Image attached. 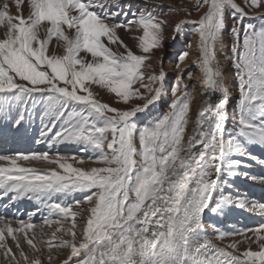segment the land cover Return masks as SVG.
<instances>
[{"label": "snow or ice", "instance_id": "1", "mask_svg": "<svg viewBox=\"0 0 264 264\" xmlns=\"http://www.w3.org/2000/svg\"><path fill=\"white\" fill-rule=\"evenodd\" d=\"M197 5V11L206 9L199 19L181 20L173 29L179 33L183 25H194L199 38L194 63L206 96L185 142L190 99L180 78L171 88L170 110L139 129L136 122L164 91L163 68L158 74L145 69L151 67L148 54L162 46L166 20L143 10L129 18L119 0H0V124L19 131L39 113L37 144L82 145L81 151L98 152L89 159L102 165L85 170L69 162L77 157L58 152L50 157L48 151L0 155V199L34 200L41 205L36 211L46 212L41 231L55 225L50 240L38 242L35 212L16 220L15 227L0 216L4 264H45L38 243L47 244V264H264V223L232 232L214 229L210 239L207 229L213 226L203 220L205 210L223 215L231 205L254 207L224 195L223 186L232 185L220 177L225 171L247 177L236 171L245 165L233 156L255 160L247 146L264 145V24L244 25L248 12L236 0H197ZM245 6L264 9V0H245ZM228 14L234 21L229 58L238 82L239 128L226 138L228 97L215 48ZM255 15L264 20V13ZM121 16L125 19L117 21ZM120 30L139 33L134 39L142 54L129 48ZM92 85L114 93L126 107L100 102ZM215 93L221 97L213 102ZM34 160L62 171L20 163ZM84 212L86 221L78 225ZM226 238L230 242L223 244Z\"/></svg>", "mask_w": 264, "mask_h": 264}, {"label": "bare ground", "instance_id": "2", "mask_svg": "<svg viewBox=\"0 0 264 264\" xmlns=\"http://www.w3.org/2000/svg\"><path fill=\"white\" fill-rule=\"evenodd\" d=\"M119 3L122 6H124V9L126 11L130 12L129 18H131L132 12H138L140 10L152 11L158 14L160 19H164L167 21V26L165 27V30H164V39H163V42L165 43L164 47H166L170 43L172 45L173 43L174 46L172 48L177 47V50H181L182 48L185 49L184 47H186L188 48V51H190L187 62L180 65L179 70L176 73L177 79L180 78L183 81V83L187 85V87L192 86V89H193L194 98L190 106V111L188 114L189 123H188V128L186 129V133L184 136V141L187 142L188 137L192 134V129L194 127V121L196 119V116L200 108L202 107L204 100L206 99V96L202 95L203 86L201 83L202 74L200 72V69H198L199 71L195 76L189 77L188 75V70L192 68V66L198 65L194 63V61H196L199 57V51H198L199 38H198V34H196L193 30L194 25L192 23H187L183 31V35L181 39L179 40V43L177 42L175 43L173 42L175 40L173 39V36L176 37V33L173 31V29H174L175 24L181 20H187V21L198 20L200 15L206 9L202 8L196 13L193 12L194 13L193 15H189L187 12L182 13L181 12L182 10L180 11L179 4H181V2H178L175 0H120ZM236 3L240 4L238 0H236ZM191 4H192V9L198 7L197 1ZM129 5L131 6L130 9L128 8ZM190 6L191 5L187 6L188 10ZM240 6L243 7L242 4H240ZM162 7H164V9L166 10L167 8H169V10L172 8L173 10L176 11V15L169 14L166 17L162 16L161 14L163 12L161 9ZM177 11H179L178 14H177ZM27 14L28 13L26 11L25 15ZM124 19L125 18L123 16L117 17V21L124 20ZM231 22H232V17H230V14L226 15L225 28H229V26L232 27ZM119 35L121 39H123V41H125V43L128 44L129 47L136 48V41L134 38H132V36L134 37L138 35L137 32L128 33V32H124L123 30H120ZM231 44H230V41L228 40V35H225V37H223L221 41H217L216 49H215L216 62L222 72V79H223L224 87L226 89V95L228 97V105H227L228 120L226 123V133H225L226 138H227L228 133L234 134L236 131H238V128H239L237 107H236L237 101L239 98V92H238V87H237L238 82H237V77L235 75L236 70L234 72V68L233 66H231V59L229 58L230 56H228V53H230L229 48L231 47ZM177 50L168 51V49H163V50L160 49L158 51L153 52V54L151 55V58L153 56L154 57L158 56L159 63H161L162 60L164 61V56L168 55V53L170 54L169 57L168 58L166 57L167 59L162 63L163 71L166 73L165 80H164V91L162 95L158 98V100L154 103L155 106L156 105L158 106H156V108H152L151 110L148 109L147 111H145L144 114L139 115V117H137L139 118L137 119V121L146 120V119L152 118L153 115L154 116L156 114L158 115L159 106L166 105L168 101H170V98H169L170 95H168V93H169V90L171 89L170 87L171 82L169 80H170V77L175 75L174 67L176 68V65H177L176 62L178 61L177 56H179V52ZM60 51L63 54V49H60ZM145 70H147L148 73H151V69L149 70V68H146ZM105 96L106 95L101 96L102 101L107 100L106 102L110 103L108 101L110 100L109 99L110 97L108 98L107 96L106 97ZM219 97H221V93L213 94L212 96L213 102H215ZM168 111L169 109L166 110V112ZM138 123L139 122H137V124ZM33 135L34 136L37 135V138H38L39 132H37L36 134L31 133V129H29L28 126L27 128H21L17 132L16 131L14 132V129H9L3 124L0 126V143L8 144V145L10 144L14 145V142L20 143V146L22 145L24 146L22 147V152H28L29 150H33L30 148L35 147V146L39 148L44 146V147H47V149L49 150L58 148L59 150L64 151V149H67V147H69L70 144H72V143H62L60 145H53L51 148H49L47 143L37 144L35 142L37 138L36 136L33 137ZM10 138H12V140ZM73 145L78 147L79 149L83 147L82 145H77V144H73ZM15 146H18V145L16 144ZM86 151H89V150H86ZM248 151L253 156L256 157L255 160L248 158V157H240L238 155L233 156V159H240L244 162V165H245L243 167L238 168L237 171L240 173L247 172L248 176L247 177L243 175L230 176L227 174V171H225L221 175L220 180L221 182H223L224 180H227V183L232 185L231 188L227 187V185L223 186L224 195H231L234 198L240 197L241 199L251 202V204L254 205V207L250 206L248 208L242 209V208L236 207L235 205H231L225 209V212L223 215L218 214V213H212L208 210H205L203 220L206 225H211L212 223L215 222L222 226L223 231L232 232L235 230H244V229L253 228L261 223H264V213L260 211V205L264 204V181L260 179L261 177H264V145H259V144L248 145ZM31 164L29 161V162H26L25 164L23 163V166L32 167L30 166ZM54 167H57V170L62 171L58 169L57 165H54ZM74 195L76 199L82 200L83 198L80 194L76 193ZM220 195H221L220 192H217L214 194L211 207L215 206V202L219 199ZM59 199H65V198L61 197ZM71 200H72V197H68L65 199V202H71ZM83 207L86 208L87 205H83ZM39 208H41V205H39L36 201L28 200L26 198L19 199L14 202L10 201L8 197L0 199V216L5 217L6 219L11 220L12 222L18 219L28 220L29 215L32 214L33 212H35V215L32 216L33 223L43 220V216L46 215V212H44L43 210L37 212L36 210ZM84 216H85L84 217L85 218L84 222H85L86 217H87L86 212ZM207 232L209 234L210 239L216 235L213 227H209L207 229ZM249 235H251V233H249ZM236 238L239 239V237H236ZM216 242L221 243L220 241H216ZM229 242H230V239L228 240L225 239L222 243L227 244ZM253 248L255 249V245H253ZM64 258L65 257L63 255L59 257L60 260H63Z\"/></svg>", "mask_w": 264, "mask_h": 264}, {"label": "rangeland", "instance_id": "3", "mask_svg": "<svg viewBox=\"0 0 264 264\" xmlns=\"http://www.w3.org/2000/svg\"><path fill=\"white\" fill-rule=\"evenodd\" d=\"M120 1V0H119ZM175 1H178V2H181V4H179V6H180V11L182 12V13H188L189 15H193L194 13H196V12H198L196 9L197 8H194V9H192V4L191 3H193V2H196L197 0H175ZM238 2L240 3V4H242V6L245 8V11L246 12H248V16L247 17H245L244 18V20H243V24L244 25H247V24H253V25H255L257 28L258 27H260L262 24H264V20H261L258 16H256L255 15V12L256 11H259V12H262V13H264V9H260V10H253V9H250V8H248V7H246L245 6V0H238ZM186 4V5H185ZM188 5H191L190 6V8H189V10L187 9V6ZM177 6V5H176ZM182 6V7H181ZM185 6V7H184ZM162 9V16H164V17H166L167 15H169V14H174V15H176V11L175 10H173L172 8L169 10V8H167V10L166 9H164V7H162L161 8ZM186 9H187V11H186ZM173 11V12H172ZM178 12L179 11H177V14H178ZM194 12V13H193ZM159 16V15H158ZM230 17H232L231 16V14H230ZM233 23H234V21H233V18H232V22H231V26L233 25ZM186 25L187 24H185V25H183L182 26V28H181V30L179 31V33H176V37H175V40L173 41V42H177V43H179V40L181 39V37H182V35H183V31H184V29H185V27H186ZM230 29H231V27L229 26V28H225V26H224V29L222 30V32H221V35H220V37H219V39H218V41H221V39L223 38V37H225V35H228V40L230 41V44L233 42V37H232V33H231V31H230ZM139 34V33H138ZM223 34H224V36H223ZM132 38H134L133 36H132ZM125 42V41H124ZM127 44V43H126ZM164 42L162 41V46L161 47H158V48H155V49H153L152 50V52L151 53H149L148 55H149V60L148 61H146V64L148 65H151V68H149V70L151 69V72L152 71H155L157 74L159 73V70L161 69V66H162V63L169 57V53H168V55H166V56H164V61L162 60V63H159V58H158V56L157 57H152L151 58V55L153 54V52H155V51H158V50H160V49H168V51H173V50H177V47H174V48H172L174 45H173V43H172V45H171V43L170 44H168L166 47H164ZM128 45V44H127ZM232 45V44H231ZM129 48H131L132 49V51L134 52V53H136V54H142L141 52H140V50L136 47H129ZM180 48H182V47H180ZM185 49H181V50H177L178 52H179V56H177L178 58V61L176 62L177 63V65H176V68L174 67V69H175V71H174V73H175V77L174 76H172V77H170V82H171V88H172V86H173V84L174 83H176L177 82V78H176V73L178 72V70H179V67H180V65H182V64H184L185 62H187V60H188V58H189V54H190V51H188V48H186V47H184ZM231 48V47H230ZM230 48H229V50H230ZM216 49V48H215ZM51 50V49H50ZM56 51H57V53L58 54H62L61 53V51H60V49H56ZM114 51H118V52H122V51H124V49L123 48H114ZM185 52H187L188 53V55L184 58V60L183 61H181L180 60V56H181V54L182 53H185ZM230 53H228V56H231V51H229ZM83 54L84 53H81V55L83 56ZM157 54H158V52H157ZM223 54H224V52H223ZM160 55V54H159ZM156 56V55H155ZM167 57V58H166ZM161 61V60H160ZM152 63V64H151ZM161 64V65H160ZM179 65V66H178ZM231 66H233V68H234V72H235V67H234V64H233V62H232V60H231ZM199 66L197 65V66H192V68H190L189 70H188V75H189V72L192 74V76H195L197 73H198V68ZM162 68H163V66H162ZM196 68V69H195ZM146 72H148L147 70H145ZM91 90L93 91V93H94V95H95V97L98 99V100H100V102H102V103H107V104H109L110 106H112L113 104V107H117V108H124V107H126V105H124L123 104V102L122 101H120L119 100V98L118 97H116L115 96V94L114 93H110V92H108L107 91V89H102V88H100L98 85H92V88H91ZM186 91H187V94H188V96H189V99H190V106H191V104H192V101H193V89H192V86H190V87H187V89H186ZM101 94V95H100ZM102 95H106L110 100H112V101H110V100H108L110 103H108V102H106L107 100H103L102 101V98H101V96ZM168 95H170V101H168V103L166 104V105H162V106H159V113H158V115L156 114L155 116L153 115V117L152 118H149V119H146V120H141V121H137V119H139V118H136V122H139L138 124H137V128L139 129V128H141V127H143V126H145V125H149V124H151L157 117H160V116H162L163 114H165V113H167L166 112V110L167 109H169V105H170V103H171V101L173 100V95H172V92H171V89L169 90V93H168ZM105 96V97H106ZM114 101V102H113ZM116 102V103H115ZM140 103V104H142L144 101L143 100H135V101H133V103ZM155 103V102H154ZM112 104V105H111ZM119 104V105H118ZM123 106V107H122ZM156 106H158V105H156ZM156 106H155V104H153V105H150L149 106V108L148 109H152V108H156ZM147 109V110H148ZM146 110V111H147ZM170 110V109H169ZM145 112H143V113H138L137 114V117H139V115H141V114H144ZM33 116H34V118H32V119H30L29 121H26L25 122V124H24V127L23 128H27V126L29 127V129H31V133H37V132H39L40 133V129H41V122H40V118H39V113H34L33 114ZM2 124H0V126H1ZM188 128V124H187V126H186V129ZM55 131V130H54ZM186 133V132H185ZM50 135H51V133H50ZM36 136V138H37V135H35ZM34 136V137H35ZM185 136V135H184ZM136 142H138V139H137V141ZM17 144V142H14V145H12V144H10V145H8V144H2V143H0V155H2V154H12V153H14V152H22V147L21 146H15ZM137 145H138V147H139V142L137 143ZM248 147V146H247ZM45 148H46V150H45ZM30 149H33V150H29L28 152H32V151H36V152H45V151H48L49 152V155H50V157L51 156H53L55 153H59L60 155H63V156H68V157H72V156H75V157H77V160H79L80 158H82V160H83V162H77V160H69V162H72L73 163V166L74 167H80V168H83V169H85V170H90L91 168H93V167H101L102 165L100 164V163H98V162H96L95 160H93V159H89V157H96V156H98L99 155V153L98 152H93V151H91V150H89V151H81V149H79L78 147H76V146H74L73 144H70V146L69 147H67V149H64V151H61V150H59L58 148H56V149H52V150H49V149H47V147H44V146H42V147H37V146H35V147H31ZM38 149V150H37ZM11 151H12V153H11ZM14 151V152H13ZM26 162H29V161H21L20 163L23 165V163L25 164ZM32 163V164H31ZM30 166H32V167H30V168H35V169H38V170H40V171H46V170H48V169H51V168H54V164H51V163H49V162H47V161H42V160H34V161H30ZM35 165V166H34ZM93 165V166H92ZM236 171H237V169H236ZM77 194H80L82 197H83V195L84 194H82V193H77ZM83 199V198H82ZM84 214H85V212L84 213H82L81 214V216L80 217H78L77 218V223H79L78 225H81V224H83L84 223ZM53 219H55V217H52ZM13 226L15 227V226H17L16 225V223H15V221H13ZM35 225H36V228L33 230V232L36 234V239H37V241L38 242H40V241H43V242H47V241H49L50 240V233H51V231H53L54 230V228H55V225H53L51 228L50 227H48V226H46V225H44L43 226V228H42V231H41V226H42V224H43V220H40V221H37V222H35L34 223ZM212 226H213V229H220V230H222L223 231V228H222V226L221 225H219V224H217V223H212L211 224ZM31 234V233H30ZM228 239H230V238H226V240H228ZM7 243L9 244V246H12L13 247V249H14V242H12L11 241V238L9 237L8 238V240H7ZM22 243H23V241H22ZM38 246H42V248H43V252H44V254H45V263H47V261H46V254H47V244L46 243H44L43 245H41V244H39L38 243ZM24 247H25V249H26V251L28 250V247H27V245L26 244H24ZM15 250V249H14ZM0 264H4V261H3V257L2 256H0Z\"/></svg>", "mask_w": 264, "mask_h": 264}]
</instances>
